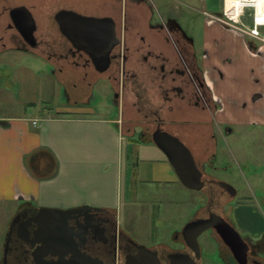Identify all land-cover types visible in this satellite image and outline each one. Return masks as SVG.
Masks as SVG:
<instances>
[{"label": "flooded vegetation", "instance_id": "obj_1", "mask_svg": "<svg viewBox=\"0 0 264 264\" xmlns=\"http://www.w3.org/2000/svg\"><path fill=\"white\" fill-rule=\"evenodd\" d=\"M77 17L114 26L116 42L103 73L90 48L63 33ZM174 17L172 8L161 15L154 0H0V62L48 70L78 113L114 110L119 136L134 147L157 149L154 137L168 134L191 152L204 186L187 224L210 227L198 236L197 251L187 247L184 228L171 245L149 248L158 264H264V189L231 170L232 158L221 146L233 132L215 126L219 105L203 79L202 55ZM75 208L81 210L56 224L66 225L63 235L72 243L53 250L40 236L39 208L22 204L8 225L6 264L69 263L75 251L102 264H126L137 255L141 245L119 228L115 210Z\"/></svg>", "mask_w": 264, "mask_h": 264}, {"label": "rangeland", "instance_id": "obj_2", "mask_svg": "<svg viewBox=\"0 0 264 264\" xmlns=\"http://www.w3.org/2000/svg\"><path fill=\"white\" fill-rule=\"evenodd\" d=\"M154 2L159 4L161 15L172 8L179 25L185 31H189L188 27L191 26V33L201 40L202 25L204 26L206 20L201 12L204 10L208 14L220 13L223 0ZM262 34L264 37V31ZM198 55L201 56V52H198ZM0 65V73L3 75L0 81V118H20L29 122L30 128L34 129L39 128L42 121H55L45 124L51 133L48 141L60 144L67 138V142H72L74 146L79 145L77 169L72 170V175L76 173L78 179L86 182V187L79 188L81 194H77L83 197L80 202L98 208L107 206L115 210L119 228L134 237L141 246L148 249L155 246L152 241H155L156 237L150 239L151 228L154 232L159 230V241L163 240L171 245L172 235L186 226L190 214L199 206L202 195L184 188L180 183L159 184L149 179L145 169L152 166L162 172L160 175L163 179L159 178V181L162 180L163 183L171 179L158 164H147L144 161L145 151L150 152L147 156L156 158H162V153L154 148L146 150L144 147L141 149L140 145L134 147V144L130 145L125 139H121L116 128L117 115L114 110L108 109L109 112L104 113L101 111L106 109L94 108L100 112L89 116L79 115L75 113L79 111L77 108L66 104L61 88L50 77L48 70L40 71L31 64L7 67L6 59H3ZM254 97H251V101ZM253 103L247 105L244 110L240 109L241 105L236 109L235 104H225L224 114L215 116V126L219 130L226 127L233 132L232 136L224 139L221 146L232 158L231 170L238 174V177L241 176L244 182L249 183L248 186L258 184L264 189V165H261L264 164V127L256 125L258 121L253 111L257 106ZM35 120L37 126L36 123L35 126L30 123ZM118 126L123 127L121 122ZM136 164L145 168L142 177H135L132 168ZM169 169L177 178L170 165ZM51 205L45 198L37 204L39 209H71L65 206L53 208ZM15 206L3 205L1 208L0 263Z\"/></svg>", "mask_w": 264, "mask_h": 264}, {"label": "crops", "instance_id": "obj_3", "mask_svg": "<svg viewBox=\"0 0 264 264\" xmlns=\"http://www.w3.org/2000/svg\"><path fill=\"white\" fill-rule=\"evenodd\" d=\"M177 24L192 41L196 52L202 54L203 79L212 99L219 105L215 116L224 114L225 104H235L236 109L241 105L240 109L244 110L254 101L257 106L253 111L258 121L256 125L264 127V46L206 20V25H202L201 40L191 33V26L189 31H185ZM252 96L255 97L251 101ZM75 113L78 114V111ZM49 121H42L40 127L34 129L20 118H0V216L3 205L15 204L16 213L25 203L38 208L42 198L49 201L53 208L65 206L72 209L84 205L80 202L83 197L77 194H81L79 188L86 187V182L78 179L76 173L72 175V170L77 169L79 145L67 142V138L60 144L48 141L51 133L45 124ZM30 123L37 126L36 120ZM150 148L144 147L146 150ZM144 153L147 164H158L171 179L163 183L159 181V178L163 179L162 172L153 166L147 169L141 166L134 172L135 177H142L145 169L148 178L159 184H179L164 156L156 158L147 156L149 151ZM133 155L136 156L135 153ZM92 194L95 195V192ZM100 209L113 210L107 206ZM153 236L156 237L152 241L155 246L158 243L168 245L163 240L159 241V230L154 232L151 228V240ZM172 237L174 241L175 233Z\"/></svg>", "mask_w": 264, "mask_h": 264}, {"label": "water", "instance_id": "obj_4", "mask_svg": "<svg viewBox=\"0 0 264 264\" xmlns=\"http://www.w3.org/2000/svg\"><path fill=\"white\" fill-rule=\"evenodd\" d=\"M220 16V14H217ZM61 24V22H60ZM63 33L70 38H79L84 45L90 49L89 56L94 61L102 63V67L98 68L99 72L103 73L107 69L109 62L110 50L116 42L114 26L107 20H97L84 17H77L73 23V27L62 26ZM71 39V38H70ZM108 42V49L102 51L100 47L103 43ZM155 147L163 154L168 164L173 169L179 183L186 189L194 192H199L203 189L201 181L202 174L195 165L191 152L176 138L168 134H157L153 139ZM81 208H72L67 210L39 209L38 216L43 220L40 236L49 243H45L47 249H60L66 242L72 243V236H69L68 241L65 238L66 225L60 226L59 219L64 218L65 221L69 216L79 212ZM96 211H101L96 209ZM210 226L207 222L199 221L187 224L182 235L189 249L197 251L198 236L205 232ZM64 234V235H63ZM8 237L5 241L2 263L6 264V256L8 249ZM137 255L128 260L126 264H158L157 254L147 249L144 246H137ZM73 260L69 263L61 262L60 264H102L98 260H94L80 252L73 253ZM160 264V263H159Z\"/></svg>", "mask_w": 264, "mask_h": 264}, {"label": "built area", "instance_id": "obj_5", "mask_svg": "<svg viewBox=\"0 0 264 264\" xmlns=\"http://www.w3.org/2000/svg\"><path fill=\"white\" fill-rule=\"evenodd\" d=\"M201 14L207 22L216 23L255 43L264 44V0H223L220 16L205 11Z\"/></svg>", "mask_w": 264, "mask_h": 264}]
</instances>
